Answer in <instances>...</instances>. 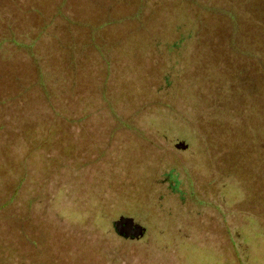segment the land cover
<instances>
[{"label": "rangeland", "instance_id": "obj_1", "mask_svg": "<svg viewBox=\"0 0 264 264\" xmlns=\"http://www.w3.org/2000/svg\"><path fill=\"white\" fill-rule=\"evenodd\" d=\"M253 1L0 0V75L20 73L2 96L49 86L0 150V264H181L183 242L187 264H264V67L243 42L211 67L201 40ZM121 214L143 239L116 236Z\"/></svg>", "mask_w": 264, "mask_h": 264}, {"label": "water", "instance_id": "obj_2", "mask_svg": "<svg viewBox=\"0 0 264 264\" xmlns=\"http://www.w3.org/2000/svg\"><path fill=\"white\" fill-rule=\"evenodd\" d=\"M247 10L251 15L249 19L247 21H244L242 24L239 21V37L237 40L239 41V43L243 42L245 50H248L257 55L254 65H257L258 67H264V0L253 1L252 4L248 5ZM231 35H232L231 25L228 23V27L224 32H220L219 30H216L211 36H207L201 39L203 44V49L205 51L206 56L210 60L209 64L211 67H222V65L224 64L225 55H228L229 53L226 44L228 42V39L231 37ZM202 67H206V63H203ZM17 72L18 71L16 70L13 72L9 70L6 74L2 72L5 74V78L0 79V89L3 87L4 84L10 83L12 78H14L15 73ZM0 97H2L1 92H0ZM24 112L26 111L18 112L19 113L18 120L21 122V124L20 127L18 128L17 134L16 132L9 133L10 130H0V150L1 149L3 150L5 148L6 153L11 154L12 151L14 150L13 147L17 142L18 136L24 130H31L33 128H36L35 121L32 120L33 118L26 120V118H24L23 116ZM187 146L188 145L185 142H178L174 144V147L176 149H181V150L186 149ZM1 160L2 159H0V161ZM2 163L4 164V161H2ZM3 164L0 168V173H3L4 171ZM110 225L116 236L122 240L140 241L145 237V234L147 232V228L141 223L135 221L132 215L129 216V215L121 214L117 218L113 219ZM190 250H192L191 242H187V243L183 242L179 244V253L177 254V256L180 255L181 264H187L185 263L186 262L185 257H187L188 251ZM202 252L203 251L199 250L198 248L195 250L193 256V261H195L194 264L202 263L199 262V258L200 257L203 258ZM229 257H227V260H225V258L224 259L222 258L219 261L215 260L212 263L224 264V262L226 261L227 264H236L235 261L236 259L233 253H230ZM252 257L253 256H249L248 259H246L247 262ZM209 263L210 261H208V263L203 262L202 264H209Z\"/></svg>", "mask_w": 264, "mask_h": 264}, {"label": "trees", "instance_id": "obj_3", "mask_svg": "<svg viewBox=\"0 0 264 264\" xmlns=\"http://www.w3.org/2000/svg\"><path fill=\"white\" fill-rule=\"evenodd\" d=\"M228 14L226 13V17H225V20L231 25V34L233 36V31L234 30V27L236 28V33L234 35V39L235 41H232L231 37L228 39V42L226 44V46H229V44H235L236 46H239V41L237 40L238 37H239V15L236 11L234 10H227ZM187 42V40L185 41ZM160 45V44H159ZM175 46L177 45H174V46H168V45H164V51H167V55L169 57V59L172 61L173 57H172V53L171 51H173V49L175 48ZM163 49V48H162ZM230 49V48H229ZM175 61L177 62L178 60L175 58ZM177 65V64H175ZM18 67H11L9 68V70H16ZM35 74V73H34ZM20 76V73L17 72L15 73V76L14 78L16 77H19ZM2 78H5V74L3 73L2 75H0V79ZM29 80V79H28ZM26 80L27 82L25 83H31L29 85H27L25 88L23 89H18V91L12 93L11 95H4L2 97H0V102H7L9 101L8 103H12L13 101L15 100H18L17 103H16V108L19 110H22V111H26V101L27 99L30 97L31 91H39L40 93H42V95L44 97L45 96V93L43 92L44 89L48 90L49 89V86L47 85V81L42 79V82L40 83V80L39 78H32V80ZM37 83H40L43 87V90H42V87L39 86V84ZM30 92V93H29ZM49 92V90H48ZM58 110V109H57ZM60 113H62V111H60V109L58 110ZM0 113H1V118H0V130H10L9 133H14L16 132V134L18 133V128L20 127V124L21 122L18 120L19 118V113H16V114H9V115H5V114H2L1 112V109H0ZM4 136V135H2ZM2 166V163L0 164V168ZM2 187V182H1V175H0V188ZM16 189V188H15ZM3 192V191H2ZM15 193H16V190H15ZM15 194L12 193V195L9 197L8 200L6 199H2L0 200V210L3 209L9 202L10 200L14 197ZM234 255V253H233ZM235 256V255H234Z\"/></svg>", "mask_w": 264, "mask_h": 264}, {"label": "flooded vegetation", "instance_id": "obj_4", "mask_svg": "<svg viewBox=\"0 0 264 264\" xmlns=\"http://www.w3.org/2000/svg\"><path fill=\"white\" fill-rule=\"evenodd\" d=\"M175 177H176V176H175ZM175 177H174V175H173V173H172V172H171V173H169V175H168V179H169L168 185H169V183H170V184H172V182H173V181H175V182H174V184H175L176 182H178V183H179V179H178V180H176V179H175ZM171 180H173V181H171ZM174 184H173V186H174ZM175 186H176V185H175Z\"/></svg>", "mask_w": 264, "mask_h": 264}]
</instances>
